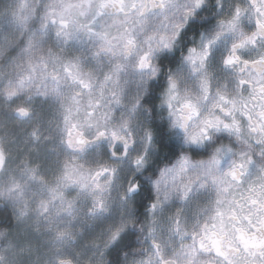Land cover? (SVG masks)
<instances>
[{
  "label": "clouds",
  "instance_id": "9594fccd",
  "mask_svg": "<svg viewBox=\"0 0 264 264\" xmlns=\"http://www.w3.org/2000/svg\"><path fill=\"white\" fill-rule=\"evenodd\" d=\"M0 264H264V0H0Z\"/></svg>",
  "mask_w": 264,
  "mask_h": 264
}]
</instances>
